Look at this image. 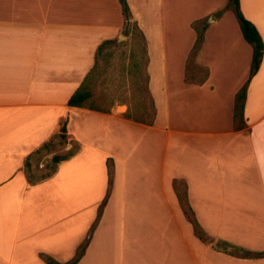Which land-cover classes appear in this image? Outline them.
<instances>
[{
  "label": "crops",
  "instance_id": "crops-1",
  "mask_svg": "<svg viewBox=\"0 0 264 264\" xmlns=\"http://www.w3.org/2000/svg\"><path fill=\"white\" fill-rule=\"evenodd\" d=\"M128 2L148 45L151 124L127 117L125 103L109 112L69 104L100 45L121 36L120 0H0V264H48L42 254L65 263L84 242L77 264H264L215 247L264 251V59L237 128L253 48L233 11L217 15L228 0ZM240 2L264 38V0ZM203 19L195 55L193 23ZM64 121L65 149L78 142L77 153L31 182L26 160ZM110 158V196L89 238ZM176 180L211 242L197 235Z\"/></svg>",
  "mask_w": 264,
  "mask_h": 264
},
{
  "label": "trees",
  "instance_id": "trees-1",
  "mask_svg": "<svg viewBox=\"0 0 264 264\" xmlns=\"http://www.w3.org/2000/svg\"><path fill=\"white\" fill-rule=\"evenodd\" d=\"M120 3L122 5V10L126 21V25H131V23H134V25L136 26L135 30H137L139 35L142 37V41L139 43L137 47L138 48L137 52L138 55H140L141 63L138 65V68H136L135 70L136 75L134 74V76L132 75L129 78V89L131 95L132 97H135L137 93H139L140 91L141 92L145 91V93L152 98L151 107H148V105H144V104H142L144 106H141L139 108L134 106H129L126 115L127 117L132 118L134 120L151 124L155 120L156 105L152 97V93L149 86L150 75L148 72L149 55H148L147 41L144 33L139 28L138 24L131 21L132 10L128 0H120ZM228 10L234 12L240 24L245 39L250 43V45L253 48L252 65H251L249 78L236 93V97H235V124L237 128H244L247 125L246 117H245V108H246L249 88L252 79L260 70L264 59V38L261 32L259 31L258 27L244 14L240 0H228V2L221 9L218 10L217 15L220 16ZM206 21H207L206 19H203L200 22L197 21L193 23V26L198 34L197 41L193 51L195 55L199 53L204 43L205 30L207 27ZM138 33H136V35H138ZM115 42H117V39H109L104 41L100 45L98 49V57L96 59V62L92 67V69L90 70V72L88 73V75L86 76V78L84 79V81L82 82L81 86L71 96L69 100L70 105L89 107L91 109L99 110L103 112H109L111 110V107L114 104L115 100L111 98V95L105 89L101 88L103 83H105L107 79L106 78L107 69L101 63L100 56L103 54L107 45ZM189 65H191V61L188 63V71H187L188 80L190 79ZM56 139H59L62 143H66L68 141L67 121L63 122L61 127V132L59 134L54 136L49 142L42 145L38 150L31 153L28 159L26 160V170H27L28 178L30 179L31 182H37L42 179L50 177L56 171L58 164L61 161L69 159L70 157L75 155L80 147L78 142H74L71 149L67 150L64 153H55L49 162L45 163L42 168H38L39 160L43 158L45 155L54 151V148L56 147L55 146ZM34 166L35 167L37 166L36 169L37 171L35 170L36 172L33 170ZM108 169H109L108 193L100 206L98 217L90 230L89 238L92 235V232L94 231L95 227L99 223L103 213V209L110 196L112 183H113V176H114V163L111 158L108 160ZM45 170L46 172H43ZM39 171L40 173H38ZM176 191L187 217L194 225L197 235L203 241L208 243L211 242V236L206 232V230L199 222L198 218L196 217L195 211L190 203L187 183L182 180H176ZM87 243L88 242H84L80 246L75 257L65 263H62L53 256L47 254H42V257L48 264H77L86 251ZM215 247L219 250L240 255L243 257H258V258L264 257V251H253L243 247H238L224 240H219L216 243Z\"/></svg>",
  "mask_w": 264,
  "mask_h": 264
},
{
  "label": "rangeland",
  "instance_id": "rangeland-1",
  "mask_svg": "<svg viewBox=\"0 0 264 264\" xmlns=\"http://www.w3.org/2000/svg\"><path fill=\"white\" fill-rule=\"evenodd\" d=\"M213 16H210V19ZM135 28L134 23L125 25L120 32L121 36L117 38V42L107 45L103 54L100 56L101 63L107 69V79L101 88L105 89L111 95V98L115 100L114 103L116 104L125 103L128 106L138 108L144 105L151 107L152 98L145 91H140L135 97H132L129 89V78L132 75L134 76V74L136 75L135 70L141 63L137 47L142 41V37ZM193 66L192 64L190 65L191 69H193ZM55 146L54 151L39 160L38 168H42L45 163L49 162L53 153H64L67 151L65 149L66 143H62L59 139L55 140ZM36 169L37 166H34L33 170L35 171ZM43 172H46V170Z\"/></svg>",
  "mask_w": 264,
  "mask_h": 264
}]
</instances>
